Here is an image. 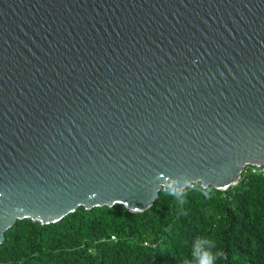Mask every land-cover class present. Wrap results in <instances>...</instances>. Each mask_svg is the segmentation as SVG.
<instances>
[{"label":"water","instance_id":"95a60500","mask_svg":"<svg viewBox=\"0 0 264 264\" xmlns=\"http://www.w3.org/2000/svg\"><path fill=\"white\" fill-rule=\"evenodd\" d=\"M249 165L264 0H0V244L19 219L144 211L163 177L227 189Z\"/></svg>","mask_w":264,"mask_h":264},{"label":"trees","instance_id":"16d2710c","mask_svg":"<svg viewBox=\"0 0 264 264\" xmlns=\"http://www.w3.org/2000/svg\"><path fill=\"white\" fill-rule=\"evenodd\" d=\"M210 187L211 199L186 189L182 206L161 189L144 211L117 203L46 224L19 219L0 244V264H186L204 236L222 253L217 264H264V165L247 166L227 189Z\"/></svg>","mask_w":264,"mask_h":264},{"label":"clouds","instance_id":"9594fccd","mask_svg":"<svg viewBox=\"0 0 264 264\" xmlns=\"http://www.w3.org/2000/svg\"><path fill=\"white\" fill-rule=\"evenodd\" d=\"M159 188L163 190L165 195L174 197L181 206L185 203L186 189L198 190L200 195L207 199H211L212 195V188L207 182L202 179L192 180L186 174L175 178L163 177V183L159 185ZM216 249L217 244L213 238L199 237L193 242L191 259L186 264H217V259L222 253Z\"/></svg>","mask_w":264,"mask_h":264},{"label":"built area","instance_id":"2783aa9c","mask_svg":"<svg viewBox=\"0 0 264 264\" xmlns=\"http://www.w3.org/2000/svg\"><path fill=\"white\" fill-rule=\"evenodd\" d=\"M113 238H114V236H113Z\"/></svg>","mask_w":264,"mask_h":264}]
</instances>
